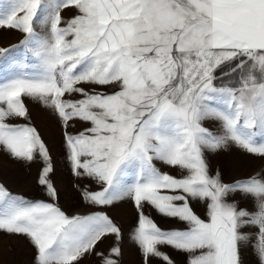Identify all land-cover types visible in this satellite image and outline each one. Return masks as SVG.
<instances>
[{
    "label": "snow or ice",
    "instance_id": "obj_1",
    "mask_svg": "<svg viewBox=\"0 0 264 264\" xmlns=\"http://www.w3.org/2000/svg\"><path fill=\"white\" fill-rule=\"evenodd\" d=\"M65 9L76 13L67 21ZM0 28L24 34L0 49V148L18 161L38 155V183L53 201L45 144L35 128L10 123L27 119L25 97L58 115L73 175L100 186L82 193L87 204L132 200L145 264H173L160 246L186 253L187 264H241L246 227L258 229L254 248L264 264V175L223 183L205 158L231 144L264 159V0H0ZM206 120L219 121L222 133ZM73 121L89 126L72 135ZM157 161L179 175L161 172ZM237 193L256 211L228 202ZM192 201L206 204L207 220ZM145 205L185 228L162 230ZM0 231L27 237L35 264H79L102 238H120L103 212L69 217L2 184ZM119 255L113 247L102 264H118Z\"/></svg>",
    "mask_w": 264,
    "mask_h": 264
},
{
    "label": "rangeland",
    "instance_id": "obj_2",
    "mask_svg": "<svg viewBox=\"0 0 264 264\" xmlns=\"http://www.w3.org/2000/svg\"><path fill=\"white\" fill-rule=\"evenodd\" d=\"M74 9H65L61 12L64 21L75 15ZM24 38V34L13 29L0 28V49L12 48L18 45ZM228 83V81H225ZM87 91H92L94 86L80 85ZM96 91L111 93L112 88H96ZM66 99H79V96H66ZM27 109V119L15 118L10 121L16 125H28L36 129L45 144L52 163L53 171L49 179L53 183L56 192V200H52L45 189L38 183L39 175L44 167V162L38 155L31 162L12 159L7 152L0 148V184L4 185L13 195L22 196L31 201H44L55 203L69 217L90 215L95 212L106 214L120 229V238L109 235L97 243L90 254H85L79 264H102L104 256H107L113 247L120 249L118 264H145V258L140 247L134 240V232L138 226V213L130 198L114 202L111 206L93 207L85 202L82 193L84 191L95 192L100 186L87 177L73 175L68 159V149L65 143V128L58 115L50 108L42 105L38 100L23 98ZM89 125L73 121L67 128V132L76 135ZM203 126L219 135L222 129L219 121L206 120ZM205 158L209 166L210 174L219 172L223 183H233L237 180L247 179L253 175H264V159L245 153L235 145L216 151H205ZM161 172L178 176L179 170L171 168L161 162H155ZM228 202L237 201L239 207L248 211H256L251 198H243L240 194H231ZM191 206L201 219L207 220L206 204L200 201H192ZM145 215L149 216L159 228L165 231L183 230L185 225L171 218L160 215L148 205L144 207ZM242 232L248 233V240L240 248L241 264H260L255 251L256 227H246ZM159 250L166 253L173 264H187L186 253L179 252L170 246H160ZM101 253L102 255H97ZM0 264H35V249L27 237L8 234L0 231ZM148 264H164L161 259L149 258Z\"/></svg>",
    "mask_w": 264,
    "mask_h": 264
}]
</instances>
